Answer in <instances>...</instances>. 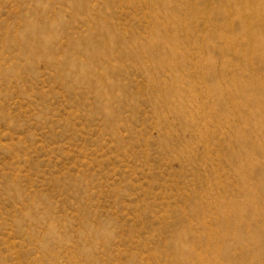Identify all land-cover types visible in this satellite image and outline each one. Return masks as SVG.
<instances>
[{"label":"rangeland","instance_id":"374dc122","mask_svg":"<svg viewBox=\"0 0 264 264\" xmlns=\"http://www.w3.org/2000/svg\"><path fill=\"white\" fill-rule=\"evenodd\" d=\"M0 264H264V0H0Z\"/></svg>","mask_w":264,"mask_h":264}]
</instances>
